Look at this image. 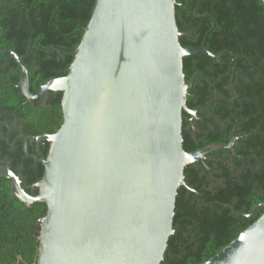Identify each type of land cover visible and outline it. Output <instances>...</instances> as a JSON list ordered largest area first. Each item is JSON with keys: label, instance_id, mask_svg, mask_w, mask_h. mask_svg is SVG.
<instances>
[{"label": "water", "instance_id": "obj_1", "mask_svg": "<svg viewBox=\"0 0 264 264\" xmlns=\"http://www.w3.org/2000/svg\"><path fill=\"white\" fill-rule=\"evenodd\" d=\"M264 2V0H263ZM176 0H96L69 73L37 93L20 57L10 49L28 100L46 105L50 92L62 93L64 122L54 134L20 138L49 143L40 162L44 175L24 188L0 162L11 192L30 207L47 205L39 220L36 264H161L173 226L185 168L227 145L184 149L187 106L184 58L204 53L205 43L184 48ZM38 191L36 196L27 192ZM261 206L254 207V211ZM203 264H264V214L221 252Z\"/></svg>", "mask_w": 264, "mask_h": 264}, {"label": "trees", "instance_id": "obj_2", "mask_svg": "<svg viewBox=\"0 0 264 264\" xmlns=\"http://www.w3.org/2000/svg\"><path fill=\"white\" fill-rule=\"evenodd\" d=\"M95 2L0 0V51L10 49L20 57L31 93L69 73ZM176 2L181 45L189 49L205 43L210 52H223L219 58L196 53L183 60L186 83L195 76L187 106L198 111L199 130L192 135L187 129L191 116L184 112V149L193 152L239 139L234 151L210 153L204 163L187 166V187L178 190L175 233L161 264H203L264 214L263 206L253 210L264 205V2ZM20 80L14 58L0 56V113L15 114L26 136L56 133L64 122L62 93L50 92L42 105V100L23 96ZM42 144L37 158L45 159L50 145ZM0 152L24 188L42 179L43 164L28 159L23 146L12 148L1 140ZM19 165L24 166L22 175ZM46 213L45 203L21 204L0 173V264H36L39 220Z\"/></svg>", "mask_w": 264, "mask_h": 264}, {"label": "flooded vegetation", "instance_id": "obj_3", "mask_svg": "<svg viewBox=\"0 0 264 264\" xmlns=\"http://www.w3.org/2000/svg\"><path fill=\"white\" fill-rule=\"evenodd\" d=\"M194 111H196V115L192 116L189 114L191 117L189 119H187L189 122L187 129L192 131L193 136H195L196 132H199V130L197 131L195 128L196 127L195 121L198 120V116H197L198 111L197 110H194ZM6 116H8V117L13 116V119H9V121H8V120H6ZM14 116H15V114L7 115L3 112L0 113V125H1V127H0V141L6 140V142H8L12 148L17 147L18 145L23 146L24 152L26 153V156L28 157V159H33L36 162H40L43 159L41 157L40 158H37V157L42 155L40 148L43 144L42 143L39 144L37 142H29L28 153H27L25 151V141L22 138H20L21 133L22 132L24 133L23 126L20 125V121L18 120V118L14 117ZM4 129H6L7 132H5ZM24 135H25V133H24ZM11 137L14 138L12 142L10 141ZM26 137H29V136H26ZM0 162L2 165L9 166L10 169H11V166L13 165L11 163V161L2 158L1 152H0ZM204 162H202V163H204ZM23 170H24V166L19 165L18 171L21 175L23 173Z\"/></svg>", "mask_w": 264, "mask_h": 264}]
</instances>
